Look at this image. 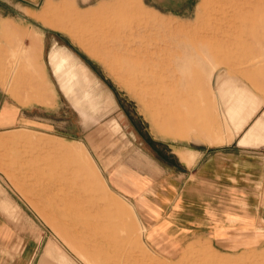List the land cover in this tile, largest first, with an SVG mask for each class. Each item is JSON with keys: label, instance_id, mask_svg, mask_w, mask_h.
<instances>
[{"label": "rangeland", "instance_id": "obj_1", "mask_svg": "<svg viewBox=\"0 0 264 264\" xmlns=\"http://www.w3.org/2000/svg\"><path fill=\"white\" fill-rule=\"evenodd\" d=\"M54 43L96 78L99 102L77 109L63 94ZM0 88L43 103L44 119L0 130V264H264L260 169L249 195L209 201L207 230L182 236L140 218L103 168L143 165L144 152L168 163L170 139L243 134L264 109V0H0ZM248 95L261 105L235 133L233 103ZM246 145L264 148V130Z\"/></svg>", "mask_w": 264, "mask_h": 264}, {"label": "crops", "instance_id": "obj_2", "mask_svg": "<svg viewBox=\"0 0 264 264\" xmlns=\"http://www.w3.org/2000/svg\"><path fill=\"white\" fill-rule=\"evenodd\" d=\"M60 50H65L70 56L75 57L68 48L54 43L48 55L51 69L50 57L54 51ZM33 56L30 50L27 61L32 69L31 77L37 72L31 63ZM41 63H39L41 72L45 73L44 65ZM59 88L62 91L60 86ZM63 94L65 95L64 92ZM36 104L31 105V102H26L20 105L4 97L0 88V130L22 125L40 129L39 125L43 124L44 120L43 115L33 110L41 108L43 103ZM260 105L261 103L250 95L243 101L240 98L234 101L232 125L235 133L243 130ZM262 130H264V109L232 144H207L194 140L184 144L170 139L167 145L168 163L143 151L146 157L144 163L138 161L143 165L138 164L135 167L120 163L112 168L111 162L103 160L105 164L103 168L111 169L110 185L116 192L135 202L136 211L140 218L148 220L146 222L151 223V220L166 218L175 234L183 236L191 234L192 231L202 233L210 225L207 206L209 201L223 204L226 194L249 195L251 192L248 189H254L259 185L255 172L260 169L264 173V148L246 144L257 140ZM141 157L143 156L139 159H143ZM94 164L96 165L95 161ZM207 196L215 198L210 199ZM128 205L132 206L129 203ZM158 225L157 222L154 223V231L150 233L160 234L157 230ZM215 226L218 227L219 223ZM24 253V256L28 257L26 249Z\"/></svg>", "mask_w": 264, "mask_h": 264}, {"label": "bare ground", "instance_id": "obj_3", "mask_svg": "<svg viewBox=\"0 0 264 264\" xmlns=\"http://www.w3.org/2000/svg\"><path fill=\"white\" fill-rule=\"evenodd\" d=\"M30 50L31 56L35 55V46H32ZM50 64L62 91L77 109H83L84 103L99 102L101 97L100 91H95L93 94V88L97 87H94L96 85L95 83L98 82H96V78L80 60L70 56L67 51L60 50L53 52L50 57ZM108 99L112 102L111 97ZM53 251L52 248L48 247L45 255L48 256Z\"/></svg>", "mask_w": 264, "mask_h": 264}]
</instances>
